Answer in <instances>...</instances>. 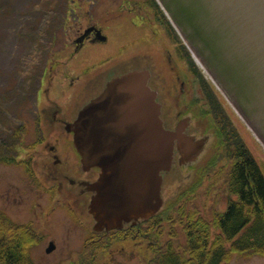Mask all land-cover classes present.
Segmentation results:
<instances>
[{"label":"rangeland","instance_id":"374dc122","mask_svg":"<svg viewBox=\"0 0 264 264\" xmlns=\"http://www.w3.org/2000/svg\"><path fill=\"white\" fill-rule=\"evenodd\" d=\"M91 1L0 0V219L6 223V215L15 222L14 224H17L14 226L15 229H25L27 232L26 227L21 225H28L31 222L30 217L33 211L29 199L33 198L35 191H32L27 184L23 185L30 174L17 161L26 156L27 150L23 148L28 147V141L32 138L39 137V130H45L48 137L56 138V135L60 137V145L66 149L65 144L69 141L73 142L75 148L77 147L76 134L79 130L77 125L81 121L79 116L87 104L76 113L75 119L70 122V128L64 127V123H59L56 126L47 125L38 130L32 122L36 107V92L37 88L41 87L40 73L43 68L48 67L47 77L49 76L40 88L44 93L60 87L59 92L71 88L70 74L72 73H75L74 76L77 79L72 89H76L77 86L86 85L94 75L104 72V75L102 74L105 80L102 89L104 90L108 81L118 75L135 69H148L156 74L154 79L151 77L153 80L150 78V85L157 92V102L161 106L162 119L166 122L163 126L165 129L177 130V120L184 118L182 114L177 115L176 100L181 98L179 94L181 80L176 79V75L168 68L167 56L169 49L174 51L177 47L176 42H172L176 30L179 35H177L178 41L180 40L186 46L188 49L186 53L198 68L197 72H200L198 73L200 79L198 75L196 78L189 68L194 66L193 63L188 64L187 58H182L183 55L180 58L174 54L178 61L174 62L176 67L172 70L183 73L181 74L184 77L182 79L187 81V89L191 98L183 96L182 101H197L200 110L194 105V110L188 113L192 116L185 119L184 125L187 127V132L178 141L175 163L169 171L161 173L163 176L162 205L154 215L142 216L134 220L137 223L142 222V228L145 229L144 231L147 228L149 234L143 239L141 249L138 245L140 239H131L123 244L127 249L128 264H146V257L154 259V264H161L167 258V251H176L177 255H180L182 264H194L195 254L199 251H209L214 243L215 247L222 242L231 253L225 264H264V253L245 254L233 251L231 241L225 239L219 224V218L227 210L229 202L239 200L237 195L231 193L229 179L231 169L237 163L243 162V158L247 155L255 160L264 174V140L247 120V108L242 104L243 113L237 110L234 99H232V96L236 98L237 94L170 0L168 1L172 11L182 24V31L189 34L194 43L198 45L203 52L201 53L197 47L201 56L210 64V67L204 69L203 64L196 62L197 58L200 62L203 61L194 49L191 39L185 37L184 33L174 26L175 30L168 25L166 22L169 18L165 13L159 11L161 16L165 15V21L159 18V12L157 13L149 6L146 0H131L136 10L132 14L126 11L113 12L110 10L119 9L120 0ZM140 6L142 7L141 12H139ZM89 10L93 13L88 12ZM134 14L141 21L138 26L131 22ZM89 15H94V18L101 17L106 23L108 21L111 29L110 32L106 29L110 35L108 44L96 46L97 48L92 53L90 50L87 51V55L91 54V62L88 68L90 73L85 76L82 71L87 62L81 64L80 61L74 60L76 57L72 54L75 46L71 42V36L79 28L77 23L80 25L92 18ZM107 57H110L108 61L112 66L118 62L117 67L121 66L119 71L112 73L108 78ZM102 62L103 64L100 65ZM156 64L158 65L155 66ZM51 66L53 69H50ZM62 71L66 76L63 80ZM159 71L163 73L160 74L163 76L158 77V73H161ZM162 77H166L168 82ZM188 79L191 82V88L188 87ZM218 79L225 83L226 91L219 87L222 82ZM60 80H62L61 83ZM47 88H51L50 91ZM64 93L66 94V91ZM44 97H46L45 94ZM65 100L66 95L60 98L62 110L65 109L60 117L67 121L68 103ZM44 103L41 101V109ZM49 116L52 117V114L49 113ZM21 131L25 136L23 147H18L19 155L9 150L8 152L16 156L15 159L12 157L9 159L7 153L3 154L4 151L1 148L2 146L10 147L8 144L15 139L16 133H21ZM50 132L54 135L52 136ZM49 141L54 142L55 140L50 139ZM38 147L41 151L40 161L46 160L44 144L41 143ZM68 152L70 154L71 149ZM239 155H244V157ZM6 159H9L11 164ZM191 165L194 167L192 172H189L188 167ZM98 179L99 177L93 183L90 181L88 184L92 183V186ZM45 212L50 224H55V221L58 222L62 217L65 221V217L71 215L62 207L52 212L47 208ZM88 215L90 216L89 221L94 219L92 213ZM65 225H68V229L71 227V224ZM58 227L61 230L63 228ZM68 229L56 237L59 243L57 253L50 256L45 253L49 239H54L50 235L43 240V244L33 248L36 253L37 251L41 253L38 258L40 263H72L66 260L56 261V256L71 257L70 253L78 251L81 245L82 240L78 238L73 245L63 250L66 246V239L67 241L72 240L77 232L76 229H71L70 232ZM14 238L16 237L11 236L12 244L16 243ZM171 243L173 245L170 246ZM25 251H28L27 248ZM4 264L12 263L6 261ZM20 264L24 263L20 262Z\"/></svg>","mask_w":264,"mask_h":264},{"label":"water","instance_id":"95a60500","mask_svg":"<svg viewBox=\"0 0 264 264\" xmlns=\"http://www.w3.org/2000/svg\"><path fill=\"white\" fill-rule=\"evenodd\" d=\"M170 2L264 127V0ZM149 78L147 70L113 78L80 113L76 146L85 165L101 169L90 204L97 230L121 228L162 205L161 173L183 134L163 126Z\"/></svg>","mask_w":264,"mask_h":264},{"label":"flooded vegetation","instance_id":"af4514ba","mask_svg":"<svg viewBox=\"0 0 264 264\" xmlns=\"http://www.w3.org/2000/svg\"><path fill=\"white\" fill-rule=\"evenodd\" d=\"M146 1L148 2L149 6L156 9L155 5H153L154 3L152 0ZM92 3L93 2L91 1V4ZM136 5H138L137 2ZM110 10H112L113 12L126 11L131 14L136 11L134 8V4L131 2V0H120L119 9L115 8ZM141 11L142 7L140 6L139 12ZM88 12L93 13L92 10H89ZM89 16L92 18L85 20V23L82 22L80 24L81 26L77 23V26H79V28L75 32H73L71 36V42L75 46V50L72 54V56L76 57L74 60L80 61L81 64L87 62L84 71H82V74L85 76L90 73L88 68L89 63L91 62V54L87 55V51L90 50V53H92L97 48L96 46L105 43L108 44V42L110 41V35H108V32H106V29L107 31L111 29L108 21L106 23L102 21L101 17L94 18V15ZM131 22L134 25L138 26L141 21L135 15L132 18ZM99 31L101 33H99ZM104 33L107 35L106 41L100 40ZM168 41L169 43H171L170 39ZM172 42H174V40ZM176 51V49L174 51L170 49L168 50V68L172 73L176 75V79L181 80V86L179 90L181 98H178V100H176L178 104L177 115L182 114L184 118L177 120L176 124H178V128L176 129L181 128L185 134L187 132V127H185L186 125H184L185 119L191 115L188 113L194 110V105H196L197 108H199V105L197 104V101H182L183 96L187 97L188 99L191 98V96L189 95L190 92L187 89V81L182 79L184 78L183 76H181V74L183 73L175 72L172 70L176 67L174 62L178 61L174 57V54H177L180 58L182 57V54ZM107 58L108 78L112 73L119 71L117 70V65L119 64V62L112 66L109 62L110 57ZM182 58L184 59V57ZM102 64L103 63H101L100 65ZM157 65L158 64H156L155 66ZM50 69H53L52 66ZM61 74H63V76H61L63 80L66 76H64L63 71L61 72ZM74 74L75 73L70 74L71 88L63 89L60 92L59 89L61 87L52 91H50L51 88H47L50 92L44 93L40 88L43 87L46 80L49 79V76L45 79V81H41V87L37 88L36 107L34 108L35 110L33 112L32 117V122L35 127L38 128V130L40 128H44V126H56L59 123H64V127L70 128V122L75 119L76 113L81 110V108H83L86 104H88L93 98H95L102 91L105 85L103 72L101 74L94 75L93 79L89 81L86 85L83 84L81 86H77L76 89H72L75 80H77ZM160 74L163 73H158V77L163 76ZM155 76L156 74H154V72H151V77H153V79ZM62 80H60V83ZM164 80L168 82L166 77L164 78ZM188 81L190 85H188V87L191 88V82L189 79ZM57 82L59 83V81ZM65 91L66 94L64 93ZM44 94L46 97H44ZM65 95V101L68 103L67 121L60 117L61 113L65 112V109L63 111L60 105V98ZM41 101L42 103L45 102L42 105V109L40 105ZM188 109L192 110L188 111ZM198 110H200V108ZM49 113L52 114V117L49 116ZM163 121L166 125L165 120ZM24 123L26 124V122ZM214 130L216 131L215 128ZM39 131V137L32 138L31 141H28V147L23 148L27 150V152L25 153L26 156L23 153L25 157H22L19 161H17V163H21V166L28 170L30 174V176L25 180L23 185L27 184L32 191H35V194L33 195L32 199H29L33 211V214L30 217L31 222L28 225H21L26 227L27 232H29V234H31L33 238L30 239V241L28 242V251H24V256L17 261L19 263L15 262V264H20V262L24 264H42L39 262L38 259L41 253L39 251H37L36 253L33 248L37 247L40 244H43V240L48 238V235L53 236L54 239H49L48 246L45 247V253L47 256H50L53 253H57V250L59 249V243L56 240V237L62 234L64 230L68 229V225L65 224H71V227L68 229L69 232L71 231V229H76L77 232L72 240L67 241L66 239V246L63 247V250L73 245L78 238H81L82 242L80 247L78 248V251H72L70 253L71 257L59 258L58 256H56L57 262L66 260L72 262L71 264H128V253L126 246L123 244H125L126 241L131 239H140L138 245L140 246V249L142 248V242L144 239V229L142 228L143 223L138 222L134 224H125L122 229L113 231L95 230L94 220L92 219L89 221L88 217L90 216L88 214H90L89 204L93 195L91 184L99 177V169H97L96 167H86L82 164L81 157L78 154L76 148L73 146L72 141L66 142L65 144L68 150L71 149V153L69 154L68 150L60 145V137H57V135L56 138L48 137L45 134V130ZM51 134L52 136L54 135L53 133ZM18 139V142L13 145V151L17 155H19L18 147L22 146V144L24 143L25 136H19ZM50 139H53L55 141H49ZM179 140L180 139H178L176 142L175 159ZM41 143L44 144V148L46 149L44 151L46 160L44 161H40L39 159L41 151L39 150L38 146H40ZM7 155L9 156V159L11 157L15 159L16 157L11 154V152L7 153ZM15 162L16 161H14V163ZM9 164H11L10 161ZM193 167L194 165L189 166L188 171L192 172ZM90 181L92 183L88 184V182ZM21 198H23V196H21ZM61 207L71 215L65 217V221L63 220L64 217H62L58 222L55 221V224H50L47 220L48 215L45 214V210L49 208L52 212L57 211ZM58 226L63 227L62 230ZM124 230L126 232H124ZM132 230H134V232H132ZM50 244H52V249L50 251H47V248H49ZM118 244H120V246H118ZM137 258H139V256ZM133 260H135V258Z\"/></svg>","mask_w":264,"mask_h":264},{"label":"trees","instance_id":"16d2710c","mask_svg":"<svg viewBox=\"0 0 264 264\" xmlns=\"http://www.w3.org/2000/svg\"><path fill=\"white\" fill-rule=\"evenodd\" d=\"M238 147L241 149L240 145ZM229 179L231 193L237 195L239 200H231L227 210L219 218L224 237L231 241L233 251L245 254L264 253V174L255 160L246 155L243 162L231 169ZM11 236L16 237L15 244L10 242ZM32 237L25 229H15L0 219V264L6 261L19 263L17 261L24 256L22 251H25ZM214 244L209 251L195 254L194 264H225L231 254L230 250L223 242L215 247ZM167 252L163 264H182L178 255L172 251Z\"/></svg>","mask_w":264,"mask_h":264},{"label":"bare ground","instance_id":"6f19581e","mask_svg":"<svg viewBox=\"0 0 264 264\" xmlns=\"http://www.w3.org/2000/svg\"><path fill=\"white\" fill-rule=\"evenodd\" d=\"M120 68H121V66H120V67H118V69H120ZM118 69H117V70H118ZM81 124H82V120L80 121V123H78V125H77V126H78V127H80V126H81Z\"/></svg>","mask_w":264,"mask_h":264}]
</instances>
